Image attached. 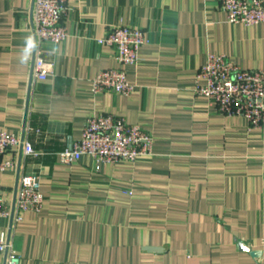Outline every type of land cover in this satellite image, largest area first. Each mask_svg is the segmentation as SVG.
I'll use <instances>...</instances> for the list:
<instances>
[{"label":"crops","instance_id":"0c3cea01","mask_svg":"<svg viewBox=\"0 0 264 264\" xmlns=\"http://www.w3.org/2000/svg\"><path fill=\"white\" fill-rule=\"evenodd\" d=\"M67 6L69 38L41 48L55 71L33 82L34 0H0V129L39 151L4 156L17 165L0 171V196L14 206L22 172L39 175L45 196L41 211L15 225L0 216L20 264H264V130L196 93L209 53L264 68V23H231L218 0ZM119 23L145 33L140 60L125 66L135 89L95 94L91 78L119 66L116 49L100 41ZM105 113L150 132L154 152L99 168L89 155L59 163L88 117Z\"/></svg>","mask_w":264,"mask_h":264},{"label":"built area","instance_id":"2783aa9c","mask_svg":"<svg viewBox=\"0 0 264 264\" xmlns=\"http://www.w3.org/2000/svg\"><path fill=\"white\" fill-rule=\"evenodd\" d=\"M67 1L34 0L33 82L44 81L55 71L54 62L42 55V45H58L70 36L64 23L68 11ZM218 1L231 23H264V0ZM100 41L116 49L119 66L102 70L92 77V91L95 94L104 91L131 94L135 84L128 79L125 66L135 65L140 60V48L146 42L143 29L122 23L114 24ZM201 80L205 83L201 84ZM197 81L196 93L207 97L219 113L243 116L250 127L264 130V68L245 69L224 54L209 53L206 63L198 72ZM26 129H33L29 122ZM18 149L23 150L25 157L39 155V151L25 136L0 129V171L16 167V159L4 156ZM153 152V135L150 132L139 124L130 123L123 116L105 113L88 117L82 137L72 147L59 151L56 157L59 163L70 165L83 155H89L99 168L101 163L135 161L139 156ZM44 201L39 175L22 172L18 177L14 206L0 196V216L10 218L15 225L23 219L25 212L41 211ZM11 235V231L1 234L0 254L5 255V264H20L21 257Z\"/></svg>","mask_w":264,"mask_h":264},{"label":"water","instance_id":"95a60500","mask_svg":"<svg viewBox=\"0 0 264 264\" xmlns=\"http://www.w3.org/2000/svg\"><path fill=\"white\" fill-rule=\"evenodd\" d=\"M259 254H260L259 251H257V250L253 251V255H255V256H258Z\"/></svg>","mask_w":264,"mask_h":264},{"label":"clouds","instance_id":"9594fccd","mask_svg":"<svg viewBox=\"0 0 264 264\" xmlns=\"http://www.w3.org/2000/svg\"><path fill=\"white\" fill-rule=\"evenodd\" d=\"M29 47H31V41H29Z\"/></svg>","mask_w":264,"mask_h":264}]
</instances>
